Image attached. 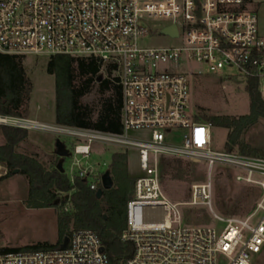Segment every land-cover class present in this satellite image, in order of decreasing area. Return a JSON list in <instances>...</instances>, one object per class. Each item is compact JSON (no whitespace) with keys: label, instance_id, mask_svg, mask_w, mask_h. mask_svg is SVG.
<instances>
[{"label":"built area","instance_id":"2783aa9c","mask_svg":"<svg viewBox=\"0 0 264 264\" xmlns=\"http://www.w3.org/2000/svg\"><path fill=\"white\" fill-rule=\"evenodd\" d=\"M254 2L264 0H0V54L93 58L102 69L116 68L122 94L120 134L1 115L0 127L72 139L68 158L75 172L66 175L71 183L85 180L95 193L103 173L82 168L76 158L87 159L93 144L136 152L142 175L135 178L126 203L120 239L132 246V253L124 264H252L264 253V158L211 150L212 127L196 122L189 111L186 77L206 73L242 85L254 80L264 100V36L251 12ZM171 26L175 37L162 33ZM157 28L176 43L147 46ZM180 62L199 65L202 71L181 72ZM224 70L228 72L221 74ZM172 131L180 132L177 144L168 141ZM164 158L203 165L206 181L191 187L186 205L207 207L221 229L183 222L181 204L172 203L161 185ZM216 168L256 190L244 216L212 213ZM101 248L93 231L78 229L64 249L3 252L0 247V264H108Z\"/></svg>","mask_w":264,"mask_h":264},{"label":"trees","instance_id":"16d2710c","mask_svg":"<svg viewBox=\"0 0 264 264\" xmlns=\"http://www.w3.org/2000/svg\"><path fill=\"white\" fill-rule=\"evenodd\" d=\"M101 63L93 58L56 55L48 58L46 74L54 80V124L120 134L122 107L121 88L115 76V66L107 65L105 75ZM100 78V79H99ZM245 92L249 99V113L238 118L232 116H201L199 123L227 130L224 150L242 155L264 158V149L253 148L243 141V134L264 120V100L258 92L257 82L248 80ZM31 93V83L26 75L23 58L0 54V115L25 118ZM5 144L0 146V167L6 178L17 170L28 183V199L32 208H60L69 203L71 215L57 216L58 241L55 246L37 243L25 248L7 249L3 252H31L58 248L64 237L78 229L93 231L99 238L108 264H124L132 253V246L122 242L120 234L125 227L126 203L133 193L134 177L127 174L126 153L111 155L107 170L113 186L103 191L100 199L90 191L85 180L75 178L71 183L65 172L56 164L45 169L35 158L15 153V147L27 137V131L11 127L1 128ZM172 163L176 166L171 167ZM178 159L160 160V176L167 172L182 179L187 172ZM226 177L231 174L225 171ZM162 185V184H161ZM66 195V196H62ZM189 222V214L184 213Z\"/></svg>","mask_w":264,"mask_h":264},{"label":"rangeland","instance_id":"374dc122","mask_svg":"<svg viewBox=\"0 0 264 264\" xmlns=\"http://www.w3.org/2000/svg\"><path fill=\"white\" fill-rule=\"evenodd\" d=\"M251 12L257 20V32L264 36V2H254ZM162 25V24H161ZM157 34L147 40V46L173 45L176 41L164 37L156 29ZM47 57H25L23 65L31 83V93L28 111L25 118L40 123L54 125V80L46 74ZM178 70L185 72L202 71V67L194 63L180 62ZM224 70L221 74L227 73ZM100 75L104 77L105 69ZM188 80L189 111L194 119L201 116H232L238 118L249 113V99L245 92V85L236 79L223 78L206 73L186 75ZM0 127V146L5 144ZM134 134H131L133 136ZM139 134H135L137 136ZM169 135V134H168ZM172 144L179 143L180 132L172 131L168 136ZM227 130L212 128L211 150L223 152ZM243 141L253 148L264 149V120L248 129L243 134ZM63 144L67 151L73 145L70 138L60 137L54 133L40 130H28L27 137L15 147V153L35 158L45 169H51L59 158L56 155L57 145ZM126 153V170L130 177L142 175L139 169L137 154L134 151L124 152L116 147L93 144L91 154L87 159L77 157L82 168L93 173L107 171L111 155ZM171 159V158H169ZM71 158H64L62 167L64 172L74 174ZM182 168L187 172L182 179H177L171 173L162 175V188L172 203L181 204L182 215L189 214L187 225H203L221 229L223 225L213 219L211 212L205 206L189 207L191 187L206 181V172L202 164L180 160ZM176 166L172 163L171 167ZM0 178L5 175V169L0 167ZM212 213L225 216H244L253 206L257 197L256 190L236 183L232 176L226 177L225 171L216 168L211 176ZM28 183L24 176L16 173L0 179V247L7 249L25 248L37 243L55 246L58 241L57 216L71 215V206L67 203L60 208H32L28 199ZM66 196V195H62ZM160 220L161 214H158ZM252 264H264V253L259 255Z\"/></svg>","mask_w":264,"mask_h":264},{"label":"water","instance_id":"95a60500","mask_svg":"<svg viewBox=\"0 0 264 264\" xmlns=\"http://www.w3.org/2000/svg\"><path fill=\"white\" fill-rule=\"evenodd\" d=\"M162 33L166 34L168 36H171V37H175L176 36V29L174 26H171V27H168V28L162 30ZM56 155L59 158V160L57 161V164H56V169L60 173H63L64 172L63 167H62L63 160H64V158H66L68 156V151L65 149L63 144L59 143L57 145ZM13 173L16 174L17 170L13 171ZM112 186H113V182H112L110 173L107 170V171L103 172V174L101 176V188H99L96 191V193H95L96 198L100 199L102 194H103V191L110 190L112 188ZM67 243H68V237H64L62 242L59 245V249H64L66 247ZM101 251H103V248H101Z\"/></svg>","mask_w":264,"mask_h":264},{"label":"crops","instance_id":"0c3cea01","mask_svg":"<svg viewBox=\"0 0 264 264\" xmlns=\"http://www.w3.org/2000/svg\"><path fill=\"white\" fill-rule=\"evenodd\" d=\"M64 170V169H63Z\"/></svg>","mask_w":264,"mask_h":264}]
</instances>
